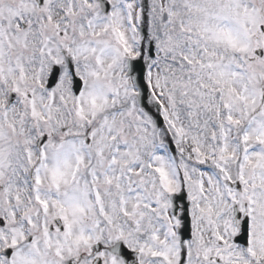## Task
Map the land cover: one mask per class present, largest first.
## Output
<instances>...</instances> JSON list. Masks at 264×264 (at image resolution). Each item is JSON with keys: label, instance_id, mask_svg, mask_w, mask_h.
<instances>
[{"label": "snow or ice", "instance_id": "obj_1", "mask_svg": "<svg viewBox=\"0 0 264 264\" xmlns=\"http://www.w3.org/2000/svg\"><path fill=\"white\" fill-rule=\"evenodd\" d=\"M0 264H264V0H0Z\"/></svg>", "mask_w": 264, "mask_h": 264}]
</instances>
